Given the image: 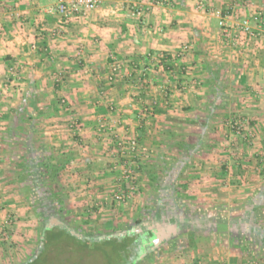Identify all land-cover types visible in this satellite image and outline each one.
Masks as SVG:
<instances>
[{
	"label": "crops",
	"instance_id": "1",
	"mask_svg": "<svg viewBox=\"0 0 264 264\" xmlns=\"http://www.w3.org/2000/svg\"><path fill=\"white\" fill-rule=\"evenodd\" d=\"M55 5L56 0H0V224L16 220L9 239L0 242V264H14L25 240L34 244L38 235L20 182L29 136L35 149L48 147L65 168L61 183L72 208H84L117 190V150L109 149V141L134 134L151 151L145 164H158L166 200L175 196L192 206L182 217L153 214L159 218L152 229L153 241L160 235L156 252L174 250L201 204L215 208V221L198 226L202 237L193 249L183 246L176 258L148 264H264V40L233 37L243 18L264 30V0H99L89 19L68 22L48 13ZM134 8L144 10L142 18L133 16ZM217 11L231 37L219 28ZM189 43L192 50L182 53ZM115 61L121 69L110 82ZM10 65L22 66L21 79L11 85ZM32 87L40 92L34 130L24 120L19 139L9 144L12 112ZM147 107L155 108L149 119ZM71 118L79 122L78 133L69 129ZM235 119L247 120L249 135L233 133L228 125ZM153 120L160 130L147 133ZM101 123L113 134H98ZM175 166L179 172L171 180ZM92 188H100L99 195L89 194ZM100 215L98 221L115 217L111 211ZM171 217L187 225L167 223ZM255 218L262 227L251 225ZM12 243L22 253L16 256Z\"/></svg>",
	"mask_w": 264,
	"mask_h": 264
},
{
	"label": "trees",
	"instance_id": "2",
	"mask_svg": "<svg viewBox=\"0 0 264 264\" xmlns=\"http://www.w3.org/2000/svg\"><path fill=\"white\" fill-rule=\"evenodd\" d=\"M39 94L40 92L35 87H32L25 93L22 104L13 110L12 126L5 135L9 144H15L19 139L18 130L23 128L24 120L31 121L30 130H34L32 127V115L39 109ZM183 148H186L188 153L192 150L191 146H184ZM24 159V170L20 175V182L23 185L29 206L37 218L46 220L52 217L54 222L45 221L40 226L39 246L36 253L23 264H48L50 259L56 258L54 254H65L66 256L64 257L69 256V259L74 257L76 258V264H83L82 260L97 257L98 254H100L104 264L152 263L157 249L153 243L154 234L152 229L159 220L158 216L152 218L153 214L155 215V212L162 214V211L176 213L181 217L186 214V210H184L179 198L172 196L170 200H166V194L163 193L164 189L161 185V178L156 170L158 164L149 163L144 165L143 168L141 167V170L151 168L147 171V175L149 181L157 188L158 198L155 203L152 201L153 199L148 200L141 211L142 215L140 218H135L129 224L121 226L111 233L85 234L81 229L72 226L70 222L64 221L65 216H70L68 195L61 183L62 173L65 168L58 163L49 148L43 146L40 149H35L31 136H29L26 139ZM53 213L58 214L60 218H54ZM192 218L195 224L192 226V223H190L188 227L186 226L188 230L187 236L190 241L180 246L176 244L174 249L180 250L183 246L184 248L193 249L199 237H202V235H199L197 226H204L203 221H215L213 218L208 219L204 216L201 217L199 214L196 216L192 215ZM174 219L171 217L166 222L170 223L173 221L175 227H177L175 224L181 227L187 225L183 218H180L179 222ZM58 221L61 224L56 225L55 223ZM146 223L148 224L147 226H145ZM251 225L255 227L263 226L257 218L252 220Z\"/></svg>",
	"mask_w": 264,
	"mask_h": 264
},
{
	"label": "built area",
	"instance_id": "3",
	"mask_svg": "<svg viewBox=\"0 0 264 264\" xmlns=\"http://www.w3.org/2000/svg\"><path fill=\"white\" fill-rule=\"evenodd\" d=\"M99 5V0H56V5L54 8L50 9L48 13L58 14L64 22L72 18L87 20L89 17L97 10ZM204 4H200V9H204ZM144 10L141 8H134L133 16L142 18ZM219 20V28L222 30L223 34L227 37H231V27H229L221 12H215L214 14ZM256 20H260V15L257 14ZM234 39H244L247 42L251 40H257L262 38L264 40V30H255L251 21L247 18H243L238 21L235 31H233ZM53 37L56 34H52ZM228 45H230L231 40L227 39ZM188 49L185 46L182 50L186 51ZM22 66L10 65L7 69L8 81L7 83L11 85L12 82L19 81L21 79L20 72ZM121 64L115 61L111 67L112 74L109 76V80L112 81L114 76L120 71ZM7 87V86H6ZM65 104V101H62ZM230 129L237 137H243L246 134L249 135V127L247 120L235 119L229 122ZM109 125L101 123L98 127V132H104ZM69 128L74 133L80 131V125L77 119L71 118ZM119 151L120 158L114 163L112 171L117 174L118 183L117 190L110 194L103 195L102 197L93 199V203H89L87 213H89L90 218H97L101 213L107 211L111 208H122L129 206L137 194H139V178L141 171V163L137 161L138 156L142 155L144 158H148V149L140 145L139 137L136 135L126 141L122 139L116 142ZM114 154H112L113 156ZM139 159V158H138ZM13 217L6 218L0 225L3 231H0V242L9 239L8 228L15 223Z\"/></svg>",
	"mask_w": 264,
	"mask_h": 264
},
{
	"label": "rangeland",
	"instance_id": "4",
	"mask_svg": "<svg viewBox=\"0 0 264 264\" xmlns=\"http://www.w3.org/2000/svg\"><path fill=\"white\" fill-rule=\"evenodd\" d=\"M204 9H205V7H204ZM185 46H187L188 49L186 51H184V53L188 54L190 49L192 50V48H189V46H191V44L189 43L187 45H184L183 47H181V49L183 50V48ZM156 63L158 65H162L161 62H160V59H157ZM114 79L112 81H110V82H114ZM162 90H165V88L162 89ZM164 93H165V91H164ZM60 104L61 105H65V104L62 103V99L60 100ZM154 113H155V108H153V107H149V108L147 107L146 108V112L144 111V114H145L146 117H148V119L150 118V116L152 118ZM215 121H216V123H218L217 125H219L221 123L220 119H218V120L216 119ZM155 122L156 121L153 120V121H150L148 123L149 126H148L147 133L149 131L150 132H154V131L160 130L159 129V125L160 124L159 123H155ZM228 127L230 128L229 125H228ZM215 130H217V129H215ZM98 134H99V132H98ZM101 134H113V129H111V126H109ZM110 136H112V135H110ZM135 136L136 135L134 134V137ZM128 139H130V138L122 139V140L126 141ZM120 140L121 139L119 138V139H114V140L109 141L110 143H112L111 146H109V149L113 148V146H114L115 149L117 150L116 152L115 151L113 152V154L116 156L117 160L120 158V155H119V151H118L119 147L117 146L115 141L118 142ZM139 141H140V139H139ZM158 142L159 141L156 140V138L154 137L153 140H152V143L157 146ZM140 145L143 146V147L148 148V158L146 159L142 155H140V158H139V162L140 163L143 162L142 165H141V167H143V165H146L145 163L149 159H151V156H150L151 155V151H150L149 147L145 146L144 143H142L141 141H140ZM184 156H186V158H188L189 155H184ZM117 160H116V162H117ZM148 169L150 170L151 168H145L144 170L142 169L140 171L139 186H138L139 194H137V197H135V199L133 200V202L129 206L122 207V208H111V209H108L107 211H111V214L115 215V217L109 218L110 220L108 222H106L104 220L103 221H98L97 218L99 216L97 218L94 217V218L91 219L90 216H89V213H87L88 205H86V203L84 204L85 205L84 208L80 204L79 205L78 204H74V206L77 207V208H75V207L72 208L73 205L69 201H68V205H69L70 216L69 215L65 216L64 221L70 222L72 224V226L81 229L85 234H108V233L113 232L115 229H119L121 226L129 224L133 220V219H131L133 217H130V214L139 213V214H137L136 218L137 219L140 218L141 215H142L141 211L144 208L143 206H145V203H147L148 200H151V199H153L152 201H154V203H155V200H157V194H158L157 193V188L150 181L148 182V180H147V179H149L148 175H147V171H149ZM178 172H179L178 171V167L175 166V168L171 171V175H170L171 178L170 179L174 180L175 175H177ZM114 173L116 174L115 171H113V174ZM160 173L163 174L162 170L160 171ZM114 177H115V180H117V174ZM99 190H100V188H99ZM99 190H95V189L92 188V189H90L88 191H89V194H91V195H93V194L99 195V193L96 192V191H99ZM111 191H112V189L108 190V192H106L104 195L112 193ZM181 202H182V206L184 207V210L189 209L187 207L191 206V205L189 206V204L186 203V202H183V201H181ZM199 209H200V211H198V213H199V215L201 217L204 216V217L209 219L210 217L213 218L212 214H215V211H213V212L210 211V210L215 209V208L206 207V206H204V204H201V207ZM130 210L132 212H130ZM128 212H130V214H128V215L125 214V213H128ZM30 214H31V216H30L29 220H31V223L35 226L34 228H36V230L38 231V235H36V241H35L34 244H33V241H32V244H31L27 240H25L24 246H23L24 247L23 253L20 252V249L23 248L22 246H20L19 244H13V243L11 244V247L14 248L13 251H14V254L16 256L18 254L22 253V256L20 255V257H18V259L16 260V262L14 264H23L27 259L31 258L36 253V250H37V248L39 246L38 245L39 230H40V226H42L44 224V220H43V218L35 219V214H34V211L32 209L30 211ZM123 214H125L127 216L123 217ZM53 216H54V218L55 217H57L58 219L60 218V216L58 214H54ZM222 220H223L222 218H219V221H222ZM94 223H97V224H94ZM93 225H96V226H93ZM0 226H2V225H0ZM187 231L181 236L180 243H177V244H179V245L187 244L190 241L189 237L187 236V233H188ZM9 236H10V234H9ZM202 242L206 243V242H208V240L207 239L201 240L200 243H202ZM172 250H173L172 246H169V247L166 246L162 250L155 252L152 260L154 261V260L161 259V258H164L165 260L167 258L168 259L176 258L177 257L176 254H177V252L179 250H176V252H175V249L173 250V252H172ZM194 254L196 255V253H194ZM54 256L56 258L50 259L48 264H53V263H56V264H69V263L70 264H76L75 263L76 258H74V257L69 259V256L68 257H64V256H66L65 254L64 255L63 254H54ZM60 257H63V258H60ZM58 261H60V262H58ZM82 263L83 264H104L103 263V259L101 258L100 254H98L97 257H91V258H88L86 260H82Z\"/></svg>",
	"mask_w": 264,
	"mask_h": 264
},
{
	"label": "water",
	"instance_id": "5",
	"mask_svg": "<svg viewBox=\"0 0 264 264\" xmlns=\"http://www.w3.org/2000/svg\"><path fill=\"white\" fill-rule=\"evenodd\" d=\"M55 224L58 225V224H61V222L58 221ZM139 232H140V230H139ZM164 233H165V231L163 229L162 230L160 229V234L164 235ZM159 238H160V235L159 236L156 235V238L153 241L154 242V245H157L158 244L157 240H159Z\"/></svg>",
	"mask_w": 264,
	"mask_h": 264
},
{
	"label": "flooded vegetation",
	"instance_id": "6",
	"mask_svg": "<svg viewBox=\"0 0 264 264\" xmlns=\"http://www.w3.org/2000/svg\"><path fill=\"white\" fill-rule=\"evenodd\" d=\"M57 219V218H56ZM45 221H51V222H54L53 220H52V217L51 218H47L46 220H44V222Z\"/></svg>",
	"mask_w": 264,
	"mask_h": 264
}]
</instances>
